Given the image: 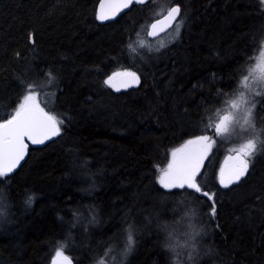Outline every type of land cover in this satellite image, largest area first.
Returning a JSON list of instances; mask_svg holds the SVG:
<instances>
[{
	"label": "trees",
	"instance_id": "1",
	"mask_svg": "<svg viewBox=\"0 0 264 264\" xmlns=\"http://www.w3.org/2000/svg\"><path fill=\"white\" fill-rule=\"evenodd\" d=\"M98 1L0 0V123L28 85L51 89L41 103L63 120L59 136L29 147L18 169L0 178V264H52L62 243L74 264H93L123 246L128 224L135 248L124 264H178L166 235L193 209L208 255L197 264H264V150L239 182L221 187L218 169L232 142L214 135L264 41V3L149 0L101 24ZM173 3L180 31L149 40L157 9ZM126 70L140 75L138 88L116 93L104 84ZM261 97L255 126L264 142ZM205 135L214 142L197 183L211 198L161 186L172 152Z\"/></svg>",
	"mask_w": 264,
	"mask_h": 264
},
{
	"label": "snow or ice",
	"instance_id": "2",
	"mask_svg": "<svg viewBox=\"0 0 264 264\" xmlns=\"http://www.w3.org/2000/svg\"><path fill=\"white\" fill-rule=\"evenodd\" d=\"M134 2L143 3L144 0H111L107 5L105 0H101L100 13L98 19L100 21H106L113 19L116 14L122 8H128ZM264 3V0H261ZM109 9V12L105 11V8ZM181 9L179 5L171 7L167 15L163 20H157L156 23L151 25V32H147V35H158L156 29L160 26V32H163L177 16L180 15ZM110 13V14H109ZM176 25L177 32L179 31L180 24ZM49 82L54 77L49 72ZM124 78V79H118ZM249 77L245 76L242 83L245 84ZM139 83V77L135 72H114L104 81V84L116 89L130 87L132 84ZM119 84L120 87H117ZM28 94L23 97V102L20 103L16 109L14 115L10 119L0 123V178L6 177L7 174L12 173L13 170L20 164V161L24 159L27 144L25 138H27L33 145L44 144L45 141L51 140L53 137L59 136L61 133L60 125L63 124V120H58L56 116L50 115L45 112L43 108L36 103L35 86L28 85ZM221 95L223 93H220ZM264 93H257L261 95ZM243 103H251V107L248 108V117L251 118L252 110L255 108V103L245 99L244 93L241 92L238 100L231 102V107L238 109ZM229 117L224 116L221 118V124L228 121ZM221 124L215 125L214 135L221 136L228 131V127L221 128ZM210 138L208 136H199L193 140H188L186 144L172 152V161L168 164L166 170L163 171L159 177V183L165 189H191L195 193H201L205 197H209V193L202 192L200 185L197 183V176L199 174L202 161L211 149ZM264 150V142H260L258 139H250L246 144L242 145L237 151L235 157L230 156L228 159L235 161V163L227 169L222 168L220 170L219 182L225 188L236 182H239L248 171L252 158L260 151ZM35 197L29 195L25 200L27 206H31ZM212 214H215V208L212 209ZM95 216L92 217L90 223H97ZM127 233V243L125 247L124 255L127 256L131 253L134 246V225L128 224L125 229ZM171 247V245H167ZM66 261L67 264H71L68 257L64 256L61 250H57L56 258L53 260V264H61L60 259ZM103 264V262H101Z\"/></svg>",
	"mask_w": 264,
	"mask_h": 264
},
{
	"label": "rangeland",
	"instance_id": "3",
	"mask_svg": "<svg viewBox=\"0 0 264 264\" xmlns=\"http://www.w3.org/2000/svg\"><path fill=\"white\" fill-rule=\"evenodd\" d=\"M162 6L163 4L161 5L159 9H157L156 13L162 14L168 7L167 4L164 5L163 7ZM177 24L178 22L175 24L174 27H176ZM174 27L172 28L173 30H174ZM181 27L182 26L180 24L179 31ZM173 30H170V32L167 33L164 36V38L163 37L162 38L165 41H170L171 38L173 36H176L179 32L175 30V32L172 34ZM161 39L157 41L160 44H161V41L163 40ZM136 43H138V41ZM143 43L144 42L141 40L138 44L142 45ZM150 45H152V43H150ZM245 76L249 77L248 81L246 82V86L245 84L242 83L243 78ZM51 92H52L51 89L46 93L44 92L41 93L35 90L36 103H38L41 108L45 109L41 101L48 103ZM241 92L244 93L246 100L255 103V108L252 110V115L250 119L248 117V108L251 107V103H243L240 105L238 109H234L231 107V102L233 100H238ZM257 93H264V41L262 42L254 60L245 68L236 90L230 95L228 102L225 104L224 108H226L228 105L227 109L224 111V113H222V115L217 120V124H221L222 117L224 116L229 117L228 121H225L223 124H221V128L227 126L228 131L224 133L223 135L218 136L220 138L229 139L232 142V145L229 147L228 154L226 155L224 161H230L228 159L230 156L235 157L237 154V151L241 148L242 145L246 144L248 140L258 139L260 141L262 129L260 128V125H258V128L261 131L260 133V131L255 126L256 120H257L256 107L258 106L260 102L259 100L262 99L261 96L262 95L264 96V94L257 95ZM27 94H28V90L25 93V95ZM22 102H23V98L21 99L20 103ZM209 138H210L209 142L212 145L214 142V139L211 137ZM190 140H193V139H190ZM171 160H172V156L170 158V161ZM164 170L160 171L159 177L162 175ZM158 181H159V178H158ZM200 223H201V216L193 209V210L187 211L180 218V220H178L175 226L169 229L168 234L166 235L167 240H168L166 247L167 245H171L169 249L172 252V255L175 257V261L178 264H197L198 262L203 261L208 256L206 251H202L204 249V245H203L204 242L202 239H204L206 233H205V230L202 224ZM133 237L135 241L134 233H133ZM123 242L124 243H121V245L123 246L119 248L116 247L111 250H105V254L99 256L93 262V264H101V262H103V264H124L125 261L131 256L132 252L134 251L135 244L133 246L131 253L125 256L124 252H125V247L127 243V236L124 238ZM117 245H119V243ZM67 246H68V243H62L59 245L57 250H61L64 254L66 253L65 248H67ZM55 257H56V254L54 258Z\"/></svg>",
	"mask_w": 264,
	"mask_h": 264
},
{
	"label": "water",
	"instance_id": "4",
	"mask_svg": "<svg viewBox=\"0 0 264 264\" xmlns=\"http://www.w3.org/2000/svg\"><path fill=\"white\" fill-rule=\"evenodd\" d=\"M148 1H149V0H144L143 3L134 2V3H132L131 5H129L128 8H122V9L116 14V16H115L113 19H111V20H106V21H100V20L97 18L98 15H99V13H100V4H101V0H99L98 3H97V6H96V18H97V21H98L99 23H101V24L111 22V21L115 20L118 16H120L122 13L126 12L127 10H129V9L131 8V6H133V5H135V4H138V5H144V4H146ZM110 2H111V0H105V4H106V5H107L108 3H110ZM176 5H179V4H177V3H173V4H171L170 6L167 7V9H166L162 14H160L159 16H157V17H155L154 19H152V20L149 22V24L147 25L146 33H147V32H151V31H152V29H151V25H152L153 23H156L157 20H163V19H164V16L167 15L168 10H169L171 7H174V6H176ZM179 6H180V5H179ZM180 9H181V7H180ZM105 11H106V12H109V9L106 7V8H105ZM109 14H110V13H109ZM180 15H181V12H180ZM180 15L177 16L176 20L173 21L168 27H166L165 30H164L163 32H160V30H159V29H160V26L158 25V27H157V29H156L158 35H156V36H151V35H147V34H146L147 38H148L149 40H154V39H157V38L161 37L162 35H164L166 32H168L170 29H172V28L175 26L176 22H177V21L179 20V18H180ZM126 71H128V72H135V71H131V70H126ZM122 72H124V71H122ZM135 73H136L137 76L139 77V83L132 84L130 87H127V88H120L119 91H117V90L114 89V88H111V87H110V88H111L114 92H116V93H119V92H122V91H127V90H130V89H136V88H138V87L140 86V84H141V77H140V75H139L137 72H135ZM118 79H124V78H118ZM117 87H120L119 84H117ZM10 118H11V117H10ZM10 118H9V119H10ZM3 122H4V121H3ZM3 122H2V123H3ZM53 138H54V137H53ZM53 138H52V139H53ZM52 139H51V140H52ZM51 140L45 141V143H47V142H49V141H51ZM25 143L27 144L28 147H27V149H26L24 159L20 161V164H19V165L13 170V172L16 171V170L18 169V167H19V166L24 162V160L26 159L27 154H28V149H29V147H39V146H43V145L45 144V143H44V144L33 145V144L31 143V141H29L27 138H25ZM205 158H206V156H205ZM205 158H204L203 161H202V165H201V168H200L199 173H200L201 170H202V167H203V165H204ZM171 161H172V160H171ZM171 161H170V162H171ZM234 163H235V161L230 160V161H224V162H222V164L220 165V167H219V169H218V183H219V185H220L221 187H224V186L221 185L220 182H219L220 170H221L222 168L227 169L228 167H231ZM13 172H12V173H13ZM9 174H11V173H9ZM242 178H243V177H242ZM229 186H231V185H229ZM64 256L68 257V259L71 261V264H74V261H73V259L71 258V256H70L69 254L64 253ZM54 259H57V258L55 257ZM54 259H53V260H54ZM58 259H60L61 264H67L66 261H63V258H62V257H61V258H58Z\"/></svg>",
	"mask_w": 264,
	"mask_h": 264
},
{
	"label": "bare ground",
	"instance_id": "5",
	"mask_svg": "<svg viewBox=\"0 0 264 264\" xmlns=\"http://www.w3.org/2000/svg\"><path fill=\"white\" fill-rule=\"evenodd\" d=\"M46 144V143H45ZM203 240V239H202ZM204 245V244H203Z\"/></svg>",
	"mask_w": 264,
	"mask_h": 264
}]
</instances>
